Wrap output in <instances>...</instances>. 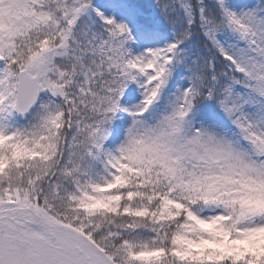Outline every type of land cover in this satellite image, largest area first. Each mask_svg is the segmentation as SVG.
I'll return each mask as SVG.
<instances>
[{
  "label": "snow or ice",
  "instance_id": "snow-or-ice-1",
  "mask_svg": "<svg viewBox=\"0 0 264 264\" xmlns=\"http://www.w3.org/2000/svg\"><path fill=\"white\" fill-rule=\"evenodd\" d=\"M0 264H264V0H0Z\"/></svg>",
  "mask_w": 264,
  "mask_h": 264
}]
</instances>
